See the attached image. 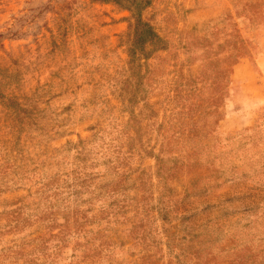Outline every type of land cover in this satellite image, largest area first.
Wrapping results in <instances>:
<instances>
[{
	"label": "rangeland",
	"instance_id": "374dc122",
	"mask_svg": "<svg viewBox=\"0 0 264 264\" xmlns=\"http://www.w3.org/2000/svg\"><path fill=\"white\" fill-rule=\"evenodd\" d=\"M123 4L0 0V264H264V0Z\"/></svg>",
	"mask_w": 264,
	"mask_h": 264
},
{
	"label": "trees",
	"instance_id": "16d2710c",
	"mask_svg": "<svg viewBox=\"0 0 264 264\" xmlns=\"http://www.w3.org/2000/svg\"><path fill=\"white\" fill-rule=\"evenodd\" d=\"M119 4L126 5L127 8H134L136 12V23L133 27L132 40L130 43V56L137 59L138 52L145 51V44H157L161 37L153 27V25L145 21L140 13V10L151 3V0H111ZM135 61V60H134Z\"/></svg>",
	"mask_w": 264,
	"mask_h": 264
}]
</instances>
